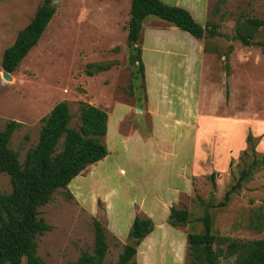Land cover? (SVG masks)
Here are the masks:
<instances>
[{"label":"rangeland","instance_id":"374dc122","mask_svg":"<svg viewBox=\"0 0 264 264\" xmlns=\"http://www.w3.org/2000/svg\"><path fill=\"white\" fill-rule=\"evenodd\" d=\"M211 1L207 22L215 24L223 36L204 42L209 47V52H204L205 59H197L184 69L178 56L157 60L146 54L145 84L154 78L153 67L167 69L177 100L185 83L197 81L202 66L205 83L198 105L203 117L199 138L215 135L214 125L206 128L208 124L235 116L236 134L244 133L247 125L243 148L247 154L236 155L228 168L222 170H214L211 156L204 155L198 170L191 175L188 172L179 175L177 171L192 161L194 153L193 136L187 137L184 128L176 126L174 130L158 132L164 134L166 142L158 146L159 140L155 138L156 149L141 146L140 138L153 137V127L144 111H136L144 105L146 95V91L140 93L138 78L132 82L133 94L128 87L132 68L128 62L125 24L130 0H52L53 18L37 45L17 70L9 74V81L2 76V53L12 45L43 0H0V130L10 121L20 124L9 143L20 163L37 144L41 119L57 103L68 104L71 128L80 124L81 103L103 109L109 116L108 133L102 140L108 155L88 166L66 189L57 190L52 200L39 209L38 218L51 227L37 237V254L45 264H77L82 252L90 253L95 220L106 231L105 263L116 264L123 247L130 243L128 231L135 216L151 219L154 228L136 247V255L129 264H185L187 234L203 230L198 221L203 206L196 196L214 205L223 201L239 170L252 160L246 141L249 131L256 156H264V133L260 128L264 121V48L244 47L233 40L239 19L264 21V0H223L218 12H214L216 0ZM151 20L157 21L148 17L146 24ZM255 41L264 44V26L259 28ZM90 63L111 64V68L90 77L85 71ZM175 112L183 115L181 104ZM206 117L215 121L206 122ZM156 122L158 129L161 124ZM120 135L129 139L124 141ZM211 173L214 187L209 179ZM9 191L8 176L0 174V193ZM171 207L186 209L190 223L185 227L169 226ZM259 211L264 215V165L231 196L225 207L209 209L213 233L235 241L264 240V230L258 231L251 223ZM21 264H26L25 259ZM221 264L227 263L223 260Z\"/></svg>","mask_w":264,"mask_h":264},{"label":"trees","instance_id":"16d2710c","mask_svg":"<svg viewBox=\"0 0 264 264\" xmlns=\"http://www.w3.org/2000/svg\"><path fill=\"white\" fill-rule=\"evenodd\" d=\"M221 2L223 0H216L214 12H218ZM51 3L52 0H43L29 23L17 33L12 45L3 51V72H15L30 50L37 45L55 14ZM148 17H154L189 34L198 43L203 44L204 52H209L208 45L204 43L206 40L223 36L217 31L215 24L207 22L202 27L183 8L165 5L160 0H130L126 41L129 49L128 62L132 68L128 87L132 94V82L135 78L139 80L140 93L145 92L140 34L143 22ZM263 26L264 21L258 18L239 19L234 27L233 40L244 47L264 48V44L255 41L259 28ZM110 68L111 64L90 63L86 65L85 71L92 77ZM143 100L144 105L137 107L141 111L145 108L146 95ZM70 121L68 104L57 103L49 114L41 119L37 144L26 153L22 163L18 154L9 147L11 137L20 124L10 121L0 130V174L8 176L10 182V191L0 193V264H21L23 259L26 264H45L37 254V237L50 231L51 227L38 218L39 209L52 200L57 190L66 189L88 166L108 155L102 141L107 134L108 114L105 110L81 103L78 128L69 127ZM246 141L250 145L252 160L239 170L234 184L224 193L223 201L214 205L211 201L204 202L196 196L198 203L203 206V214L198 219L203 230L187 234L185 264H221L223 260L227 264H264V240L235 241L216 235L212 230L213 222L209 213L211 208L225 207L231 196L237 194L256 170L264 165V156H256L250 131ZM246 154L243 151L241 155ZM209 179L214 187V173H211ZM254 216L251 221L254 228L258 231L264 230V215L259 211ZM189 223L190 214L186 209H169V226L185 227ZM93 228L92 251L82 252L77 264H106L108 245L105 228L96 220L93 222ZM153 228L151 219L135 216L128 231L130 243L139 246L152 233ZM129 244L123 247L116 264H129L133 261L136 247L132 248Z\"/></svg>","mask_w":264,"mask_h":264},{"label":"crops","instance_id":"0c3cea01","mask_svg":"<svg viewBox=\"0 0 264 264\" xmlns=\"http://www.w3.org/2000/svg\"><path fill=\"white\" fill-rule=\"evenodd\" d=\"M160 1L165 5L180 7L187 10L191 14L192 18L202 27H204L207 23L208 12L212 2L211 0ZM146 20L147 19L143 22L140 34L141 59L144 65V84L147 74V66L145 63L146 54L147 57L151 56L157 60L172 59L173 57L178 56V62L183 68L188 64H192L197 59H205L206 54L203 51V46H201L189 34L182 32L160 20H151L147 24ZM125 25H127V23ZM125 34H127L126 30ZM151 71L154 78L151 82H147V85L145 84L146 103L145 108L142 111H144L151 119L153 137H149L148 135L142 140V138L138 135V139L140 138L142 141V148L150 149V147H154L156 149V143L154 142L155 138L159 140L158 146L162 145L161 142H166V139L163 138L164 134L158 132L174 130L177 126L178 128H184V131L187 133V137L193 136L194 139V153L192 161L177 171L180 173L179 175L184 172H188L191 175V173L198 170L200 166L199 160L201 156L204 155L205 158L211 156V159L214 161V170L228 168L231 159L243 152V148L245 147V129L247 128V125L245 126L244 133L242 131L240 134H236L235 126L237 124V119L235 116H232V118H229V116L228 118H222L219 123H211L206 126V128H212L214 125L215 135H211V137L209 135L205 139L199 138L200 119L203 117L199 114L198 105L201 100L200 90L202 89V85L205 83L203 79L204 68L201 66V68L198 69L197 81L191 79L183 85L180 94L177 96V100L172 93V81L167 78L168 70L153 67ZM225 101L226 99L224 97V104ZM179 104H181L183 115L175 112V109ZM122 119L123 117L120 118L118 124L121 123ZM205 119L206 122L209 123L215 121V118L212 117H206ZM156 120H158L161 124L160 127L158 126V129H155V125L158 124ZM108 123L109 119L107 124ZM260 128L264 133V121L262 122V125H260ZM120 136L124 141L129 139L128 137H124L122 135ZM170 154L171 153L168 155ZM179 175L177 176L179 177ZM185 181L188 182L187 177H185Z\"/></svg>","mask_w":264,"mask_h":264},{"label":"water","instance_id":"95a60500","mask_svg":"<svg viewBox=\"0 0 264 264\" xmlns=\"http://www.w3.org/2000/svg\"><path fill=\"white\" fill-rule=\"evenodd\" d=\"M2 76H3V78H4L5 80H8V81H9V80L11 79L10 75L7 74V73H5V72H2ZM136 111H137V112H141V110H139V109H137ZM129 245H130V247H132V248H135V247H136L134 243H130Z\"/></svg>","mask_w":264,"mask_h":264}]
</instances>
